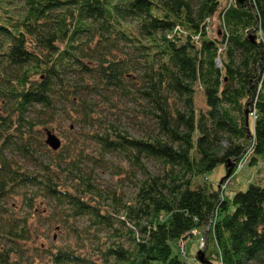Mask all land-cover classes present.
Returning a JSON list of instances; mask_svg holds the SVG:
<instances>
[{
	"label": "trees",
	"instance_id": "obj_1",
	"mask_svg": "<svg viewBox=\"0 0 264 264\" xmlns=\"http://www.w3.org/2000/svg\"><path fill=\"white\" fill-rule=\"evenodd\" d=\"M197 88L205 110L195 107ZM121 100L138 105L135 132L98 112ZM61 112L92 126L85 135L99 155L130 166L128 203L97 189L108 202L91 200L79 162L93 154L79 141L42 158L47 125ZM258 156L264 0H0V264H190L172 243L194 230L211 261L202 264H264V180L227 191L228 177L216 186L196 179L227 162L231 176ZM39 201L76 229L75 244L35 243ZM77 216L86 227L77 229ZM115 220L131 221V246L84 254V229L116 231Z\"/></svg>",
	"mask_w": 264,
	"mask_h": 264
},
{
	"label": "rangeland",
	"instance_id": "obj_2",
	"mask_svg": "<svg viewBox=\"0 0 264 264\" xmlns=\"http://www.w3.org/2000/svg\"><path fill=\"white\" fill-rule=\"evenodd\" d=\"M226 1L227 0H220L222 4H225ZM213 24L215 25V27L217 26L216 21H214ZM194 103L197 109L205 110L207 108L205 97L201 89H196V92L194 94ZM98 112H100L103 116H106L109 120L118 123L117 125L120 126V128H124L130 133L131 131L135 132L134 130H136V124H133L134 119H131V115L138 113V105L132 104L131 101L121 100L119 102H116V106L113 108H109L107 103L101 102V106L98 107ZM47 126L51 127L53 131L61 138L62 143H66L68 144V146L72 147L76 141H79L80 144H84V149L86 151L93 154L90 155L87 153L88 157H83L79 162V165L81 167V171L85 175L86 172H89V182L93 186L89 196L94 203L103 204L105 202H108L101 201L102 197L100 195H97L96 189L100 190L102 195H108L109 197L113 195L112 191H115L120 196L121 204H123L124 202H129V200L134 195V182L136 181L137 177L131 175V168L130 166L127 167L128 164L122 157L110 153L99 155L97 150H94V142L87 135H85V132H87L88 129L92 128L91 125L82 124L81 122L79 123L76 118H67L64 113L61 112L58 114L55 120L52 123H48ZM249 129L251 132H253L252 118L249 119ZM44 136V133H42L41 138L43 140ZM46 147L41 148L40 152L42 158L45 161H50L51 159H53L55 153L52 152L54 150L51 149L48 145ZM94 156H99L102 159H97L98 161L95 163L93 162ZM125 167L127 168L123 171L122 168ZM149 167L151 170H154V163L149 162ZM225 168L226 167L223 163H218L214 168L207 171L205 174L196 176V179L201 182L205 181L207 183H212L216 186L219 180L225 175ZM59 176L61 180V178H63V174L59 173ZM263 180L264 159L261 156H258L257 160L254 163H248V161L244 163V161H242L240 165L236 167V170L233 172V174L231 176H228L225 189L227 191L245 189L250 181L263 182ZM65 181L69 182L68 179H65ZM93 189H95V192L93 191ZM94 197H97V199L101 202L97 201ZM14 201H16V204H19L17 197H15ZM37 204V226H34V229L38 232V235L35 239V243L39 244L40 242H42L43 246L45 247L50 246L53 242L60 245H65L68 242L75 244L76 229L67 228L65 227V225L59 224L58 222L60 221H55L53 218H51L48 215V207L45 206L44 202L39 201ZM24 210L25 207L17 208V212L20 214H22ZM72 222L77 226V229H79L86 227L89 223V220L85 216H77L73 219ZM113 226L118 229H116L115 231L112 228H104L98 231L97 234H95L94 231L91 232L89 228L84 229L82 240L83 242L80 243L82 245L84 254L95 258L99 257V249L104 248L111 243H121L125 247H130L131 239L128 235V228L131 227V221L126 220L124 223L120 224L115 220ZM195 233L196 231L194 230L192 231V234H189L187 237L181 238L178 244L177 242H173L172 248L173 252L177 253L188 263L202 264L196 256L197 250L203 248L202 238L199 235L198 231L197 234ZM30 244L31 245L27 252L31 253L30 257L37 261L38 258L32 255L33 243L30 242ZM35 251L37 252L38 250ZM248 264L259 263L250 261Z\"/></svg>",
	"mask_w": 264,
	"mask_h": 264
},
{
	"label": "water",
	"instance_id": "obj_3",
	"mask_svg": "<svg viewBox=\"0 0 264 264\" xmlns=\"http://www.w3.org/2000/svg\"><path fill=\"white\" fill-rule=\"evenodd\" d=\"M246 113H247V110H246ZM246 124H247V121H246ZM45 142L52 149H57L61 144L60 137L51 129H46ZM225 166L227 169H226V173L223 177L226 178V177L230 176L233 164H231V162H227V163H225ZM223 177L219 180V183L223 180ZM196 256H197V259L201 263H211V261H209V259H207L205 257L203 248H200L197 250Z\"/></svg>",
	"mask_w": 264,
	"mask_h": 264
},
{
	"label": "bare ground",
	"instance_id": "obj_4",
	"mask_svg": "<svg viewBox=\"0 0 264 264\" xmlns=\"http://www.w3.org/2000/svg\"><path fill=\"white\" fill-rule=\"evenodd\" d=\"M217 63L219 64V59H217Z\"/></svg>",
	"mask_w": 264,
	"mask_h": 264
},
{
	"label": "built area",
	"instance_id": "obj_5",
	"mask_svg": "<svg viewBox=\"0 0 264 264\" xmlns=\"http://www.w3.org/2000/svg\"><path fill=\"white\" fill-rule=\"evenodd\" d=\"M240 165V164H239ZM202 243H203V241H202Z\"/></svg>",
	"mask_w": 264,
	"mask_h": 264
}]
</instances>
